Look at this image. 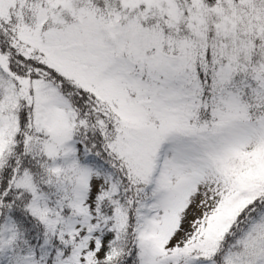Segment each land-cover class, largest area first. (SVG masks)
I'll return each instance as SVG.
<instances>
[{
	"label": "snow or ice",
	"instance_id": "1",
	"mask_svg": "<svg viewBox=\"0 0 264 264\" xmlns=\"http://www.w3.org/2000/svg\"><path fill=\"white\" fill-rule=\"evenodd\" d=\"M0 264H264V0H0Z\"/></svg>",
	"mask_w": 264,
	"mask_h": 264
}]
</instances>
